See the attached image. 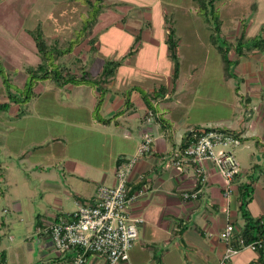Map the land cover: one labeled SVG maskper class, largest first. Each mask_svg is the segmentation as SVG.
I'll list each match as a JSON object with an SVG mask.
<instances>
[{
  "label": "crops",
  "instance_id": "obj_1",
  "mask_svg": "<svg viewBox=\"0 0 264 264\" xmlns=\"http://www.w3.org/2000/svg\"><path fill=\"white\" fill-rule=\"evenodd\" d=\"M102 3L104 10H99L90 29L82 31L88 10L85 18L72 24L77 27L73 34L54 28L53 43L47 44L56 48L52 52L53 67L65 65L73 73L84 70L99 76L105 60L112 59L121 61L115 74L99 84L58 85L52 79L38 80L35 96L45 93L48 100H28L25 112L19 111L17 103L8 109H12L11 119L5 123L0 170H6L8 200L14 202L16 211L20 213L23 205L30 206L26 210L33 218L29 220L32 230L26 241L41 261L34 264L71 263L74 252L59 253L49 235L39 228L59 217L69 219L78 204L95 198L97 186L115 184L117 169L136 153L144 133L153 136V151L139 157L129 175L131 190H143L131 205L132 215L143 222L129 259L118 264H264V252L248 248L222 261L226 245L219 238L228 220L234 224L235 234L245 224L238 195L242 184L249 185L250 190L247 212L253 219H264V50L245 48L241 56L234 57L237 91L243 84L245 103L256 99L253 108H243L235 127L231 122L224 124L228 120H204L187 97L194 96L196 81L204 69L200 64L203 59L192 48L181 52L183 42L187 47V42L203 41L204 33L208 41L207 22L190 21L191 13L195 20L201 19L194 0H190V6L170 8L169 14L160 8L150 10L145 23L127 16L106 19L108 9L127 7L128 0ZM3 9L0 7V23L6 27L10 24L13 31L15 27L22 29L16 21L26 14V6L11 7L2 15ZM169 30L177 42L179 64L174 86V62L166 43ZM18 44L21 48L22 43ZM4 45V54L18 51L9 42ZM154 79H162L159 84L167 87V93L149 98L150 109L143 94L155 89L150 83ZM149 111L154 113L150 119ZM13 117H20V126L11 121ZM196 126L220 127L239 135L234 153L243 166L240 163L236 190L228 200L223 196L224 179L210 162L203 163L204 182L195 166L177 174L167 164L173 149ZM196 189H200L198 198L183 197L184 191ZM227 204L228 213L223 210ZM86 264H105V260L91 255Z\"/></svg>",
  "mask_w": 264,
  "mask_h": 264
},
{
  "label": "rangeland",
  "instance_id": "obj_2",
  "mask_svg": "<svg viewBox=\"0 0 264 264\" xmlns=\"http://www.w3.org/2000/svg\"><path fill=\"white\" fill-rule=\"evenodd\" d=\"M103 1L106 0L100 2L101 10H104ZM128 1L129 4L127 7H113L108 9L105 14V16L107 15V18H105L111 20L113 16H127L129 19H136L145 23L148 19L146 13L150 12V10L152 12L154 10H159L160 8L164 13L169 14V10L172 7L190 6V0ZM20 5H22L23 9L24 5L27 8L26 14L23 17H20L22 21L20 18V22H18V19L16 21V23L22 24V29L15 27L13 31L11 29L13 26L10 24L6 27L5 24L2 25L0 23L1 76L9 82V90L18 97L17 99L20 98L17 93L22 91V86L19 85H23L27 75V69L35 68L42 62L41 56L35 45V32L38 29H41L46 41H51L50 44H52L55 34V30H53L54 28L61 29L64 34H73L77 27L72 24H74L75 21L80 22V20L85 18L88 10H91V7L92 9H96L98 3L95 0H89V3L85 0V4L84 0H0V7L5 8L3 9V12L1 11L2 15H4V12H9L11 7L17 8ZM108 5L109 4H107V6ZM193 6H195V2ZM215 9L222 22L221 35L218 39V43L215 45L219 44L222 47L229 46V57H238V55L235 54V46L241 34L244 35L243 39L247 40V45L245 47L251 45L253 37L264 35V0H218L215 2ZM190 16V21L192 22L206 23L201 15V19L199 18L197 20H195L192 13ZM151 20L154 21L153 15ZM249 23L250 26L247 27ZM206 24L208 32L210 31L213 22H208ZM42 26H44V31ZM73 28L74 30H72ZM200 32L203 34L204 31L201 30ZM206 34L207 33L203 34V41L199 42L197 40H190V45L188 42L186 43L187 47L183 45L184 42L181 44L182 53H184L186 48H188L187 50L192 48L194 52L200 54L199 56L203 59L200 64L204 69L200 72L201 75L196 81L194 96L190 95L187 97L188 100H190L189 102L192 103V107L197 109L196 112L198 111V113H202L200 116L204 120H228V122L224 124L231 122L233 124L232 126L235 127L236 123L241 119L240 117L242 115V110H244L243 108H253L256 99H252V103H245L244 94H241L243 84L240 85V91H237L238 80L234 75L235 62H229L228 72L230 76H227L221 54L217 50V47L209 40V33L208 41H206ZM245 41H243V46L245 45ZM6 42H9L16 47L18 51L12 53V55L4 54L3 52L6 48L4 44ZM19 42L22 43L21 48L18 44ZM14 47H12V50H15ZM143 48H141V51ZM245 50L246 49L244 48L242 52ZM187 52L188 51L185 53ZM204 54H206V56H204ZM1 76L0 103L8 101L6 89L8 82L3 85V79ZM160 82H163L162 79H154L150 81L155 88L160 85ZM35 85L32 88L33 95L29 100L33 103H37L44 99L48 100V95L46 96L45 93L35 96ZM189 102H185L184 104H189ZM26 103L27 102L21 100L18 101L17 104L20 108V112H25ZM11 104L14 103L12 102ZM11 111L12 109L8 111L0 110V147L2 146L1 143L3 142L4 133L7 128L5 126L6 120L9 121V119H11ZM19 120L20 117H13L11 121L20 126ZM237 158L240 161L238 156ZM0 160H4V156L1 152ZM241 166H243L242 163ZM3 167L7 168L5 166ZM0 171V252L5 250V264H34L36 261L39 263L41 261L38 253L35 252V249L29 248L28 241H26L27 236L32 230V223H30L29 220H32L33 218L28 216L30 214L26 210V208H30V206L25 207L23 205L20 207V213L16 211V207L13 204L14 202L8 200L10 190L6 185V170L4 171V169H2ZM14 178H17V176ZM23 209L24 212L22 211ZM2 221L4 224H2ZM9 236L12 237V240L8 239Z\"/></svg>",
  "mask_w": 264,
  "mask_h": 264
},
{
  "label": "built area",
  "instance_id": "obj_3",
  "mask_svg": "<svg viewBox=\"0 0 264 264\" xmlns=\"http://www.w3.org/2000/svg\"><path fill=\"white\" fill-rule=\"evenodd\" d=\"M148 112V119L153 117ZM194 134L193 141L184 148L173 149L167 164L175 173L184 172L187 167L195 166L200 181L206 180L203 163L210 162L223 177V196L228 200L234 194L235 183L240 176V163L234 147L239 144L237 133L215 127H206ZM154 138L144 133L137 151L130 156L116 171L113 185H99L92 201L78 204L71 217H59L39 228L49 235L53 247L62 254L73 251L70 264H86L89 256L98 255L105 264H118L129 259V252L138 236V226L143 222L140 217L131 213V205L142 194L143 190L132 191L129 175L134 162L144 154L153 151ZM200 189L192 192L184 191V198H198ZM229 205L223 209L228 213ZM264 223V219H261ZM235 235L234 224L229 220L219 234L226 245L223 260L238 253L241 249L258 250L262 246L260 240L245 244L239 239V246L231 244Z\"/></svg>",
  "mask_w": 264,
  "mask_h": 264
},
{
  "label": "trees",
  "instance_id": "obj_4",
  "mask_svg": "<svg viewBox=\"0 0 264 264\" xmlns=\"http://www.w3.org/2000/svg\"><path fill=\"white\" fill-rule=\"evenodd\" d=\"M98 5L96 9H92L89 11L86 18L83 20V27L82 31H85L87 29H90L91 25L95 21L96 15L98 14L100 7V2L102 0H95ZM218 0H194L195 2V9L196 12L203 16L204 20L208 23L213 22V25L210 27V33H209V40L212 44L218 43V39L221 35V19L217 15V11L215 9V2ZM89 3V0H87ZM170 25H168L169 27ZM244 35L241 34L239 36V39L236 42L235 46V54L238 56H241L243 54L242 50L244 48L250 49V50H256L258 52L264 50V35L260 37H253L251 40V45L245 47L243 46V41H245ZM34 40L35 45L37 48L38 53L41 56L42 62L35 68L27 69V75L25 78V81L22 86V91L19 93V99L15 96V94L11 93V90H9L10 85L9 82L4 79V77L0 76L3 79L2 83L5 85L8 82V85L6 87L7 89V97L8 101L0 103V110L8 111L10 108V104L18 103V101H24L27 102L33 95L32 88L34 87L35 83L38 80H44V79H52L54 80L58 85H62L66 82H72V83H89V84H99L102 82H105L107 78L113 76L116 72L117 67L121 63V61L117 60H105L103 63L102 71L99 76H93L90 75L87 71H81L80 74L71 72L70 66L62 65L61 67H53L52 64L53 61V54L52 52L56 50L55 47H49L46 43V39L43 36V33L41 29H38L34 34ZM247 42V40L245 41ZM94 41L91 40V48L92 50L95 49V46L93 45ZM167 48L170 53L171 59L174 62V67L172 71L171 76V82L172 86L175 85V82L178 78V72H179V64H178V58H177V52H176V44L177 42L174 39L173 32L169 30L168 37L166 40ZM217 47V50L221 54L223 66L226 70V75H229L228 72V64L230 61L237 62V59L229 57V46L222 47L221 45L217 44L215 45ZM66 52V51H65ZM52 66V67H51ZM167 93V87L165 85H159L156 87L153 91L150 93H144L143 98L148 106V108H153L150 99H156L159 97H163ZM219 128V127H215ZM202 129L200 126H196L193 128L188 135L185 136L184 141L178 146L180 148H184L187 145H189L193 139L194 134L198 133L199 130ZM209 128L203 127V130H208ZM224 129V128H223ZM227 130V129H226ZM230 131V130H229ZM239 138V135L236 134ZM238 195H239V201H240V210L242 212V216L245 220V224L242 228V230L233 235L231 238V244L233 246H239V239L242 238L243 242L245 244L254 242L256 240H260L262 242V246L258 249L259 252H264V223L261 222V219H253L250 214L246 210V205L250 200V190L249 185L242 184L238 187ZM70 253H73V251H70ZM73 258V254L71 256V260ZM6 261V254L5 251L0 252V264H5Z\"/></svg>",
  "mask_w": 264,
  "mask_h": 264
}]
</instances>
